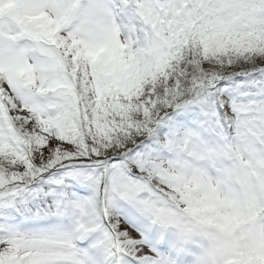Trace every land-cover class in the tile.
Wrapping results in <instances>:
<instances>
[{
	"label": "snow or ice",
	"instance_id": "1",
	"mask_svg": "<svg viewBox=\"0 0 264 264\" xmlns=\"http://www.w3.org/2000/svg\"><path fill=\"white\" fill-rule=\"evenodd\" d=\"M0 264H264V0H0Z\"/></svg>",
	"mask_w": 264,
	"mask_h": 264
}]
</instances>
